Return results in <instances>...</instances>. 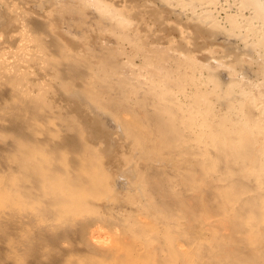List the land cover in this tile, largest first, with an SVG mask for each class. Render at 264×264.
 I'll list each match as a JSON object with an SVG mask.
<instances>
[{"label": "bare ground", "instance_id": "obj_1", "mask_svg": "<svg viewBox=\"0 0 264 264\" xmlns=\"http://www.w3.org/2000/svg\"><path fill=\"white\" fill-rule=\"evenodd\" d=\"M221 1L182 4L211 14ZM241 2L249 9L245 22L225 13L230 29L217 33L225 41L244 39L246 46L228 71L222 62L206 64L207 76L220 85L229 81L228 87L247 84L246 93L258 89L264 109V0ZM104 6L108 13L111 7ZM6 11L21 23L13 38L21 37L22 54L15 51L20 58L12 61L13 50L0 53V264H264V117L249 100L255 93H240L247 99L239 96L238 110L235 105L221 114L203 105L204 91L200 98L195 93L191 56L154 47L143 51L138 69L114 62L100 75L91 62L84 66L80 55L62 50L66 68L56 67L54 76L67 84L68 95L67 106H58L28 90L33 81L21 68L30 51L48 47L38 34L45 19L27 17L14 5ZM31 37L36 44H24ZM180 60L190 69L182 70ZM239 68L245 84L234 78ZM255 74L257 85L250 81ZM111 75L117 92L110 91ZM185 84L193 85L194 93L187 89L193 94ZM88 111L92 117L83 116Z\"/></svg>", "mask_w": 264, "mask_h": 264}, {"label": "rangeland", "instance_id": "obj_2", "mask_svg": "<svg viewBox=\"0 0 264 264\" xmlns=\"http://www.w3.org/2000/svg\"><path fill=\"white\" fill-rule=\"evenodd\" d=\"M0 1H2V5H4L2 6L3 8H0V38H1L0 39V53L4 51L12 52L13 50L11 54L8 53L11 55L9 56H10V60L12 61H13V58L14 60L15 59L18 60L20 58L17 54L19 53L22 54V51H20L19 49L20 48L19 43L22 44L21 37L17 36L18 38L17 37L16 39L13 38V35L19 31L18 28L21 26V23H19L20 22L19 21L18 25L19 24L20 25L17 26V22H15L17 20V17H15L17 16V14H15L14 17L13 16L10 17L9 13L6 11V7L8 5H14L18 11L23 12L27 17L35 16V17H41L42 19L43 18L45 19L44 23L39 25L41 29L40 28L38 29L37 27L39 31L37 32L38 34L41 32L40 33L41 36L43 35L42 37H45L44 40L41 38L44 41L43 44H46L49 47L48 48L46 45H43L42 47L46 46L42 48V50L44 51L42 50L40 51L39 49L40 53L44 52L47 58L46 56H44L45 58L44 59L43 56H41V58H43L42 60L44 61L43 63L41 58H39L40 53H37L39 52L37 51L38 49L34 48L33 50L35 52L37 51L36 53L38 55L35 54L33 50L30 51L31 54L34 53L33 54L34 57L33 55L32 56L30 55L31 57L27 55L28 57H30L29 59L30 62L29 64L27 63V65H24V67H21V68H23L26 71L27 77H29V79H32L31 81H33V83L28 82L30 85L28 83L25 84L27 85V87H29L28 90L35 94L38 93V91L39 93L43 92L47 97L52 98L53 103L58 106H61V104L67 106L66 95H68L67 93L63 91V89L65 88V86H67V84L66 85L64 84L62 86L60 83L56 81L55 76H54L56 75L55 74L56 67L59 68L62 65V67L66 68L65 67L66 64L64 63V61L62 62L60 60L61 58H59V56L62 54V50L68 53H74V55L76 56L80 55V57L78 56V58L80 60L82 58L83 60V61L81 60V63L83 62L82 65L86 66L85 64L87 63V61L89 63L91 62L90 64L91 65L93 64L94 65L93 67H95L94 69L91 66L93 70L95 71L94 73L99 74L101 72L100 75H102L104 74L105 70H108V68L110 69L114 67L117 64V62H118V65L116 66H119V65L121 67L127 66L129 68H131L132 66L133 67L135 66L134 69L135 68L138 69L139 67L142 66V60L144 58L143 51L150 50L152 48L155 49L154 47L156 48L160 47L162 49L167 48L166 51L169 49L171 52L178 53L181 55V58H185L186 56H191L195 58L194 62L196 64L193 62V64H195V69L194 68L193 69L195 71L194 74L196 73L195 76L199 80V83L197 80V83L199 85H197V92L195 93H197L199 97L200 95L198 93H201L202 91H204L203 94L201 93V96H200L201 100L203 99L202 103L204 106L209 103L208 105L210 106L213 105L211 107H215L214 109L217 110V111L215 110L216 112L225 114V111H226L227 114L228 113L230 114L231 112L230 107H233L236 105L237 107L234 110H238V103L241 102V100L243 99L244 94H242V97H241L240 93L244 92L243 88L246 87L245 85H247L245 84L247 83V78L245 77L243 78L241 68H239L236 73L237 77H234L235 79H239V78L243 79L242 81L239 79V81L241 82L235 81L238 83L244 82L245 85H241L240 87L239 85H236L237 87L236 86L231 87L230 86L231 84L228 87L227 83L229 81L224 85H220L219 83H217L218 84L217 85L213 81L208 80L209 72H208V69H206L207 68L206 64L216 65L217 64L216 62H222L224 71H228L230 67L235 65L236 63L235 57H237L236 56L237 53L243 52L241 50L246 46V42H244V39L242 40L241 38H239V39H236L237 41L235 40L234 42L225 41L223 38L220 37L223 35L218 36V33H217L221 29L226 32H228V29H230V22L228 21L227 16H225L227 14H232V13L237 14L239 16L238 17L239 20L245 22L244 20H245V17L248 15L249 9L246 8L242 4L241 0H226V1L222 0L220 2L221 4H219L221 6H218L217 4L216 7L210 8V9L215 8L217 10L214 9L215 11L210 12L211 14L205 13L206 15L203 14L202 12L203 11V9L201 8L202 6L194 7L186 3L182 4L183 0L181 4L179 1H176V0H97V1H100V4L102 6L105 4L104 6L105 8L107 6L112 8L113 6L114 7L113 11H116L115 13H119L121 11L120 15L122 14L121 15L122 18L118 17L120 16L119 14L112 15L111 13H113V11L112 12L110 11V15L113 16L111 17L108 14L111 8L106 9V11H108L107 13V12H103L104 11V9H102L103 7L101 8L103 11L100 10L101 5H96L92 3H87L83 5L84 3L83 0H32V1L31 0H0ZM242 6L244 7V9ZM192 7H194V9ZM198 7H200V9ZM220 7L222 9L224 8L226 9H224L223 11ZM192 10H194V12ZM63 14L65 15L63 16ZM207 15L208 16L211 15L212 17L210 16L208 17ZM199 16H204V17H199ZM242 16H245V17L243 18ZM13 18L14 19L16 18V20L14 21ZM203 18L204 19L206 18V19L204 20ZM214 19H216L215 22L217 21L219 22V23L217 22L219 26L213 25L215 23L213 21ZM5 23H7V25H5ZM243 29H244L243 27L241 28V30L238 28L236 33L237 34L240 33L238 30L243 32ZM45 30H47L48 33ZM29 32L33 33L34 31L29 30ZM37 32L35 31V33ZM52 36L54 38H52ZM31 39L32 37L30 39L25 38L23 41L24 44L27 43V41H29L28 43H30L31 45H33V43L35 45L36 43L34 42V40H32V43H31L30 41ZM49 40L52 42H50ZM56 43H58V46ZM54 44L56 45V47ZM59 45L61 47H59ZM46 48L48 49V51ZM58 50H60V53L54 55L53 51L57 53L59 52ZM15 51L16 52L20 51V52L16 54ZM110 51L111 52L113 51V53H111ZM109 53L112 56H110ZM217 55L223 56V58H221L220 61H218L216 58ZM228 55L230 58L227 57ZM28 57H25V58L28 59ZM84 57H87V58H84ZM110 57H113V58H110ZM37 59L39 60L36 61ZM59 61L60 63L62 62V64H60ZM181 61L183 60H180V62ZM46 62H48V64ZM171 62L175 63V60L171 59ZM57 63L59 64V66H56ZM40 64H43V66L42 65L40 66ZM130 64H131V67L128 66ZM180 64L179 65L181 66L182 70L185 68H188L187 64H185L184 62H181ZM197 64L199 65L201 64L200 66L205 65V68L203 67L198 68ZM254 65H255V69L258 68V66H260L257 63H255ZM96 66H99L101 68L100 69L101 71L100 70L97 71L99 67H96ZM243 67L244 66H242V68ZM60 69L61 68H59V70ZM189 69L190 68L185 69V70H189ZM60 71L62 72V70ZM60 71L57 74L61 73ZM0 75H3V73H0ZM183 75L185 74L183 73ZM111 76H109V81L110 79H114L113 78L114 75H111ZM99 79H100L99 84L101 85L102 84L101 81H103L104 79H101V78ZM259 80L261 79H259V75L257 74H255L254 77L250 79L251 83L256 82L255 85H257L260 82ZM114 81L115 80H113L112 82L110 81L111 82L110 85L112 87L110 91L111 90L113 91V89L115 88L114 91L117 92L119 91L116 89L118 85H116ZM200 82H202V84ZM186 84L184 85L186 86L184 88H186V90L188 89L190 92H193L194 91L193 85L191 84L186 85ZM214 84L217 85L218 88L214 87L215 86ZM189 86L190 87L192 86V87L190 88ZM234 88L235 89L237 88V89L235 90ZM240 89H242V92ZM188 90H187V93L189 92ZM176 91L178 94H180V91L178 89ZM183 91H181V93ZM257 91L258 89H255L251 92H249L248 90L247 93L246 91L244 93H246L245 95L248 98L249 97L247 96L248 92H249V95L250 94L253 95L254 93L256 94ZM190 92H189L190 95L194 93V92L193 93H190ZM184 94L180 95V98L184 99L185 98L183 97ZM255 94H254V97L250 96L249 100L251 102L254 101V103L255 102L259 103L260 98L259 99L257 98V97H260L259 95H257L259 94V92L256 94L257 96ZM239 96L241 100L240 99L237 100ZM235 97H237L236 98L237 104L235 100L233 101ZM246 97H244V99H247ZM251 98H254V99H251ZM230 100H232L233 103ZM258 105L259 106L257 107L259 108L255 109V111L257 110L256 113L259 112L257 115H260L263 118L264 109L260 108L261 103H259ZM63 110L64 112L67 113L65 109ZM233 113L234 112L232 111L231 116L237 119V116ZM73 114L79 115V113L75 111H73L72 115ZM83 116L87 118L92 117V112L90 111H88L87 113L85 112ZM114 136H112V138L116 139Z\"/></svg>", "mask_w": 264, "mask_h": 264}]
</instances>
